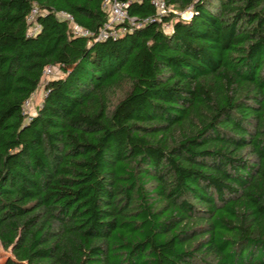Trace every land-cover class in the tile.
Wrapping results in <instances>:
<instances>
[{
	"label": "trees",
	"instance_id": "trees-1",
	"mask_svg": "<svg viewBox=\"0 0 264 264\" xmlns=\"http://www.w3.org/2000/svg\"><path fill=\"white\" fill-rule=\"evenodd\" d=\"M165 1L0 0V264H264V0Z\"/></svg>",
	"mask_w": 264,
	"mask_h": 264
},
{
	"label": "built area",
	"instance_id": "built-area-1",
	"mask_svg": "<svg viewBox=\"0 0 264 264\" xmlns=\"http://www.w3.org/2000/svg\"><path fill=\"white\" fill-rule=\"evenodd\" d=\"M152 4L155 6L157 11L156 19H160L161 16L164 14L169 13L172 8L168 6L165 0H151ZM130 5V0H104V6L109 13L108 21L105 25L101 28L99 33L96 36V39H106L109 37H118L125 33L127 30L132 29L136 26H142L144 22L148 20L154 19H147L144 21L138 20L135 16H130L128 11V7ZM190 13L189 17H183V19H189L192 16L191 8L187 9ZM39 13V8L34 7L32 9L31 14L28 17V21L31 23L30 33H37L40 29L39 23L36 22V16ZM58 17L61 19H68L71 22L72 31L75 35H82L88 36L93 35L89 30L84 29L82 26L77 24L72 15L66 12H59ZM164 28L168 31L171 29L170 24H165ZM56 66L48 65L44 69V76L53 75ZM28 103V102H27ZM26 103V104H27ZM26 106V105H25Z\"/></svg>",
	"mask_w": 264,
	"mask_h": 264
},
{
	"label": "rangeland",
	"instance_id": "rangeland-1",
	"mask_svg": "<svg viewBox=\"0 0 264 264\" xmlns=\"http://www.w3.org/2000/svg\"><path fill=\"white\" fill-rule=\"evenodd\" d=\"M177 12L179 15H181L183 17H189L190 16V13L188 10L177 11ZM62 74L63 73L59 69V67H56L53 75L43 77L41 85L36 90V92L32 95V97L30 98V100L28 101V103L25 106V111L29 115L35 114L37 111V107L42 103L44 96L46 94V81H47V79L50 77L59 76ZM10 255H11V252L9 250H6L0 242V263L4 262Z\"/></svg>",
	"mask_w": 264,
	"mask_h": 264
}]
</instances>
